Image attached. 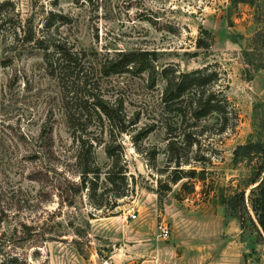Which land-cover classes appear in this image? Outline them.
<instances>
[{"label":"rangeland","instance_id":"374dc122","mask_svg":"<svg viewBox=\"0 0 264 264\" xmlns=\"http://www.w3.org/2000/svg\"><path fill=\"white\" fill-rule=\"evenodd\" d=\"M17 1L22 16H27L30 0ZM59 6L73 19L60 30L87 50L86 60L94 76L100 78L105 95L112 101L121 99L127 117L140 111L138 126L152 116L150 110L158 104L161 84L150 88L147 75L134 72L103 76L98 71L100 63L117 51L155 50L159 65L175 64L183 71L210 64L221 74L219 84L238 115L230 129L211 135L212 145L201 148L211 162L204 165L203 180H189L193 191L181 189L180 181L170 184L171 189L162 195L156 194L157 180L166 181L170 171L165 163V134L159 128L134 141L131 135L135 130L129 128L130 134L120 136L119 165L125 162L126 182L132 191L117 199L109 216L94 210L85 194H77L69 206L57 187L64 188V178L77 180V175L70 158L71 137L60 115L58 87L36 52L24 47L10 53L0 33V55L12 54L8 64L0 66V123L4 132L18 141V147L9 148L0 160V259L17 254L29 264H114L111 256L133 237L132 227L151 222L156 230L157 224L164 222L170 229L165 240L173 241L179 224L191 226L182 220L179 210L225 206L220 203L221 195L246 187L255 160L234 165L232 150L249 140L264 141V64L254 69L245 63L242 53L257 25L248 4L233 7L228 0H59ZM200 28L213 36L209 48L196 46ZM52 111L56 120L52 152L44 162L49 169L45 175L38 159L30 157L37 147L34 140L32 144L19 137L26 133L34 138L44 116L50 117ZM96 156L100 164L108 162L102 146L96 148ZM193 165L201 166L190 163L184 168ZM131 212L136 213L135 218L129 216ZM21 222L32 226V239H21ZM259 229L246 219L242 234L252 244L244 255L248 264L264 258V235ZM258 264H264V259Z\"/></svg>","mask_w":264,"mask_h":264},{"label":"trees","instance_id":"16d2710c","mask_svg":"<svg viewBox=\"0 0 264 264\" xmlns=\"http://www.w3.org/2000/svg\"><path fill=\"white\" fill-rule=\"evenodd\" d=\"M228 1L233 7L248 4L252 8L257 28L248 38L242 53L247 65L261 68L264 64V0ZM30 9L31 12L23 17L17 0H0L1 40L10 53L24 47L36 52L44 71L58 87L60 115L71 137L73 152L70 158L77 175V180L65 177L66 186L57 187L64 193L66 204L73 206L76 195L85 194L94 210H101V216H109L118 205L117 199L132 191L126 182L125 162L119 165L122 159L120 136L130 134L129 128L135 130L131 135L134 141L159 128L165 134V163L170 171L166 181L157 180L156 194L162 195L163 191L171 189L170 184L180 181L181 189L193 191L189 180H203L206 174L204 165L211 162L210 155L201 148L212 145L211 135L223 134L238 120L237 112L219 84L223 79L221 74L210 64L188 71L180 70L175 64L159 65L155 50H121L105 57L98 68L103 76L134 72L146 74L150 88L161 84L158 104L150 110L152 116L148 122L138 126L140 111L127 117L123 112V101H112L105 95L100 78L94 76L93 67L86 60L87 50L78 47L75 38L70 40L60 30L73 22L72 14L60 8L59 0H46L45 3L30 0ZM36 14L39 15L37 20ZM200 32L196 46L209 48L213 42L212 34L204 28H200ZM11 55H0V66H6ZM50 114V117L44 116L34 138L26 133H20L19 137L32 144L34 140L37 147L32 149L30 157L38 159L45 175L49 169L44 162L52 152L56 120L54 111ZM98 146L104 148L108 158L103 165L97 160ZM11 147H18V141L5 133L0 123L1 161ZM194 147L197 150L193 152ZM154 154L156 157L157 153ZM243 160H255L246 187L234 189L228 196L221 195L220 203L225 204L230 214L238 219L241 229L245 228L247 219L264 235V141L257 139L237 144L232 150V163L237 165ZM190 163L201 166L198 169L195 165L184 168ZM130 177L132 181L134 176ZM246 188L249 190L245 195ZM19 225L24 235L21 239H32V226L27 222ZM0 264L29 263L24 257L10 254L0 259Z\"/></svg>","mask_w":264,"mask_h":264},{"label":"crops","instance_id":"0c3cea01","mask_svg":"<svg viewBox=\"0 0 264 264\" xmlns=\"http://www.w3.org/2000/svg\"><path fill=\"white\" fill-rule=\"evenodd\" d=\"M179 211L182 220L191 226L185 228L179 224L173 241L156 237L151 222L140 224L136 229L132 227L133 237L116 248L117 252L111 256L114 264H117L115 261L119 264L249 263L245 262L244 255L252 244L243 237L238 219L226 206L197 205ZM134 234H137L135 240ZM263 259L251 264L263 262Z\"/></svg>","mask_w":264,"mask_h":264},{"label":"built area","instance_id":"2783aa9c","mask_svg":"<svg viewBox=\"0 0 264 264\" xmlns=\"http://www.w3.org/2000/svg\"><path fill=\"white\" fill-rule=\"evenodd\" d=\"M129 216L131 218H135L136 217V213L135 212H131L129 214ZM170 234V229L169 227L166 225V223L164 222H159L156 226V237L158 238H162V239H166L168 238ZM251 264V263H250Z\"/></svg>","mask_w":264,"mask_h":264}]
</instances>
